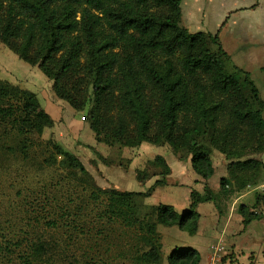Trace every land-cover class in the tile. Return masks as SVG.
<instances>
[{"label": "trees", "instance_id": "1", "mask_svg": "<svg viewBox=\"0 0 264 264\" xmlns=\"http://www.w3.org/2000/svg\"><path fill=\"white\" fill-rule=\"evenodd\" d=\"M182 2L0 0V44L37 66L52 81L56 96L75 111L87 110L85 118L97 142L112 147L167 144L180 160L190 158L192 168L204 179L215 169L211 151L203 150L202 142L208 140L230 160L218 191L207 184L202 192L193 189L189 209L179 213L169 204L144 201L163 180L145 191L106 188L95 183L77 155L55 140L44 143L45 165L58 164L79 177L93 187L94 199L105 195V214L140 232L144 249L135 256L139 264H163L159 224L195 234L200 202L213 201L221 214L222 199L254 185L264 167L260 159L244 158L264 151L260 91L248 71L227 69L230 56L218 32H191L182 24ZM34 97L29 89L0 82V139L40 134L52 122L44 109L30 115ZM98 156L106 165L115 163ZM152 165L162 169L163 177L170 173L161 155L154 157ZM145 171L138 172L139 180L151 176ZM144 209L149 210L141 214ZM238 211L244 224L259 216L244 204ZM45 254L42 243H33L29 256L22 258L34 264ZM166 259L168 264H199L201 256L195 248L181 246Z\"/></svg>", "mask_w": 264, "mask_h": 264}, {"label": "rangeland", "instance_id": "2", "mask_svg": "<svg viewBox=\"0 0 264 264\" xmlns=\"http://www.w3.org/2000/svg\"><path fill=\"white\" fill-rule=\"evenodd\" d=\"M210 1L207 13L204 14L205 22L207 19L217 18V10H213V7L234 11L232 18L227 21L219 36L222 47L230 56L227 69L235 71L237 68H242L248 71L264 101V27L250 26L264 25V0ZM253 4L261 8L256 10L250 8ZM254 21H257V24ZM4 47L0 49H6ZM212 48L217 47L212 45ZM5 52L8 53L7 49ZM2 58L4 57L0 55V59ZM37 71L46 79L40 69ZM2 76L0 70V82H9ZM49 81L44 82L41 88L43 90L40 91L42 95L43 92H48L57 97L52 89V81ZM40 91H38V97L33 99L31 116L42 109ZM47 97L50 98L49 95ZM1 104L6 103L1 102ZM86 111L79 112V116H76L84 127L77 138L69 134L66 118L61 117L56 123L62 130L59 139L55 137L54 120L45 124L40 134L29 132L16 138H8L6 141L0 139V264H26L22 257L29 256L33 243H42L46 249L42 260L34 264H139L135 256L140 249H144L143 243L138 240L140 232L135 227L126 225L122 219L105 214L106 196L101 195L100 198L94 199L91 196L93 187L84 184L79 177H72L58 164L45 165L44 143L55 140L64 149L81 159L89 176L97 185L118 189L113 183L110 186L103 185H108V181L112 180V177L102 173L100 165L103 162L98 156L99 151L102 152L106 148L100 144L96 147L97 144L93 145L92 139L86 135V132L90 131L85 118ZM5 144H11L12 148L7 150ZM109 147L112 149L113 157L115 155H117L116 158L120 157L116 151L123 146ZM126 147H128L126 151L129 150L132 156L134 152L143 153L141 167H148L145 173L151 175L159 174L162 170L152 165L155 154L171 151L167 144L157 147L148 142ZM201 147L213 153V162L217 167L216 175L219 176L224 165H227L230 160L210 146L208 140L202 142ZM14 148L19 150L13 151ZM247 157L260 159L264 164V151L244 158ZM170 160L173 162L172 159ZM124 165L126 166V163ZM245 173L249 175L251 170H246ZM254 187L257 188L251 192L250 205H256L258 199L261 200V195L264 194V167L258 172L256 183L245 189ZM124 188L129 189L127 186L121 189ZM234 193L229 194L224 200L230 199ZM144 201L146 203V198ZM258 205L257 208L263 213L264 202H259ZM148 210L144 209L141 214ZM159 226L161 224L157 226V229ZM182 233L185 237L180 235L174 239L180 244H190L189 234ZM169 252L166 245L163 264H168L166 256Z\"/></svg>", "mask_w": 264, "mask_h": 264}, {"label": "crops", "instance_id": "3", "mask_svg": "<svg viewBox=\"0 0 264 264\" xmlns=\"http://www.w3.org/2000/svg\"><path fill=\"white\" fill-rule=\"evenodd\" d=\"M210 2V0H183L182 24L191 32H218L220 36L223 27L232 18V12L234 11L228 8H223L222 10L213 7V10H217L218 19H207L205 22L204 14L207 13ZM255 4L251 5L250 8L255 10L261 8V6H255ZM227 13H230V15H227ZM256 22L254 21L255 24H257ZM250 26L264 27L262 24ZM2 46L4 47V45L0 44V47ZM4 48L7 49L8 53L5 52L6 49H0V55L4 57L0 59L1 76L3 74L2 77H6V80L9 82L33 91L35 93V100L38 97V91L43 90L41 89L42 85L44 82H50L49 79L46 76L45 79L38 74L37 70L39 68L37 66L30 65L21 60L7 47ZM47 93L43 92L42 95L40 91L43 102L41 108L50 115L55 124L57 121H60L61 117L63 119L66 118L67 131H69L72 137L77 138L81 134V129H84L76 117L79 116V112L75 111L66 101ZM48 95L50 98L47 97ZM87 126L89 128L88 123ZM55 128V137L59 139L62 133L61 127L56 124ZM88 132H86V135L92 139L91 141L94 142L93 145L97 144L96 147H98V144H100L106 148L102 152L99 151V153L115 161L113 165H106L104 163L100 165L102 166V173H106L105 175L112 177V182L108 181V185L103 184L104 186H110L113 183L120 189L127 186L129 189L124 188V190L145 191L157 180L164 181L163 183L155 185L152 194L146 198L147 204L166 203L171 205L177 212L183 213L190 207L191 192L193 189L202 192L204 185L207 184L213 191L217 192L219 189V179L227 175L226 164L222 171H220L219 176L216 175L217 167L214 165L212 152L211 157L215 171L209 179H204L194 171L190 158L180 160L170 151L169 153L158 152L155 154V156L161 155L165 158L170 167L169 174L164 177L160 174H155L139 180L137 177L138 172L148 168L141 167L143 157L141 151L134 152L132 156L129 150L126 151L128 147L123 146L116 151L120 154V157L118 156L116 158L117 155L113 157L112 149L103 143L97 142L91 130ZM125 163L126 166L124 165ZM216 176L218 179H215L217 178ZM256 188L237 191L231 195L230 199H226V201L222 199L221 214L213 201L200 202L196 206L198 229L193 235L176 225L159 226L158 232L160 233L163 250L166 245H168L169 251L181 246L195 248L201 256L199 264H264V211L261 213L257 206L254 208L249 204L251 192ZM262 202L263 200H260V203ZM241 204L250 206V209L259 215L258 218H254L248 224H244L243 216L238 211ZM182 232L189 234L190 237L187 238L190 244H180L174 239L180 235L185 237V234Z\"/></svg>", "mask_w": 264, "mask_h": 264}]
</instances>
